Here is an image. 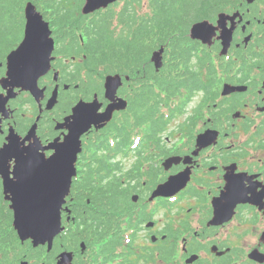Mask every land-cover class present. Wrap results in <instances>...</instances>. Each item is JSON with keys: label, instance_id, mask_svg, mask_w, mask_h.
I'll list each match as a JSON object with an SVG mask.
<instances>
[{"label": "flooded vegetation", "instance_id": "af4514ba", "mask_svg": "<svg viewBox=\"0 0 264 264\" xmlns=\"http://www.w3.org/2000/svg\"><path fill=\"white\" fill-rule=\"evenodd\" d=\"M129 1L135 6L134 0ZM121 3L118 0L96 14H118L121 10L114 9ZM55 5V0H44L49 16L58 13ZM69 5L70 15L76 14L75 1ZM222 12L228 15L226 26H233L227 55H220L219 29L211 45L191 42L200 47L183 67L179 102L184 103L169 108L159 99L156 106L171 117L156 134L151 119L137 129L127 123V118L142 117L143 93L149 92L150 82L136 77L147 79L152 73L136 72L134 59L129 69L118 63L114 73L123 78L118 95L128 100L129 107L115 112L105 127H92L83 134L79 157L108 161L101 168L100 186V196L106 199L82 203L68 197L65 233L51 249L21 250L25 254L14 264H59L65 250L72 253L71 264H264V0H224L223 9L209 19L215 26ZM76 27L52 25L55 60L39 80L43 95L17 89L16 98L0 114V148L11 132L23 145L35 139L42 146L62 141L70 134L67 124L73 122V108L80 101L97 99L100 112L109 104L106 75L86 66L90 41L81 40L80 48L71 32ZM150 56L147 53L146 60ZM56 73L59 77L54 80ZM75 73L80 77L70 80ZM6 74V59L0 58V95L9 89L1 84ZM56 87L58 103L48 108ZM196 94L200 96L196 112L167 139L163 137ZM136 137L140 143L134 147ZM40 152L49 157L54 150ZM122 156L134 158L128 169L117 162ZM170 158L176 161L169 163ZM173 176L177 178L170 184Z\"/></svg>", "mask_w": 264, "mask_h": 264}, {"label": "water", "instance_id": "95a60500", "mask_svg": "<svg viewBox=\"0 0 264 264\" xmlns=\"http://www.w3.org/2000/svg\"><path fill=\"white\" fill-rule=\"evenodd\" d=\"M114 1L116 0H86L82 13H92L107 7ZM25 12L27 19L25 37L19 47L8 55V78L10 79L5 80L4 85L30 90L38 97L43 94L37 84L38 77L44 74L50 65L49 57L53 49V39L48 36L49 42L45 48L34 56H29L23 61L14 57L13 54L20 50L28 38L32 18L40 16L43 19L30 2ZM43 21L48 25L50 35L49 24L44 19ZM209 26L208 21L195 23L191 27V37L209 42L214 33ZM229 34L230 31L228 33L225 29L223 30L221 37L225 43L229 39ZM226 47L223 50L224 53ZM163 52L164 47L153 52L152 61L157 69L162 66ZM121 84L122 79L119 75L107 76L106 96L111 103L103 113H98L99 108H97L95 116L91 119H83L82 116L91 110L89 106L97 105V103H79L74 109L73 122L67 124L70 134L66 135L63 141L56 139L49 146L42 147L37 139L29 145L25 143L23 145L19 138L14 136L9 138L10 143L0 151V177L4 180L5 197L11 201L10 208L14 213L13 225L22 241L32 239L35 246L47 242L51 246L54 238L63 230L62 208L66 197L70 194L72 178L76 175V162L80 151L79 135L87 131L94 123L110 120L115 110L124 109L127 106L126 100L116 97ZM14 95L10 93L7 97L0 96V109L4 102ZM55 100L54 95L49 101V107L53 106ZM40 149H54L55 152L52 156L46 157ZM10 156L16 158L13 171H10V165H8ZM41 204L46 210L38 220L34 209ZM68 257L69 254L64 253L60 263L63 264Z\"/></svg>", "mask_w": 264, "mask_h": 264}, {"label": "trees", "instance_id": "16d2710c", "mask_svg": "<svg viewBox=\"0 0 264 264\" xmlns=\"http://www.w3.org/2000/svg\"><path fill=\"white\" fill-rule=\"evenodd\" d=\"M8 3L9 0H2L4 3L3 12L8 11L11 7ZM11 1V0H10ZM12 2V1H11ZM72 0H56L55 8L60 12L56 20L59 25L75 24L82 25L83 17L70 16L72 10L68 8L69 3ZM137 4H140L141 0H136ZM152 13L151 16H144L141 19L138 16L137 10L132 11L130 7H126V10L121 12L118 16V21L122 27V31H117L113 26V15H107L105 17L95 18L90 23V28L87 30V35L90 36V52L91 55L87 59L86 64L89 67L93 65L102 64L108 68V71L112 70L114 66L113 57H124L131 59L137 58V64L141 65L142 50L144 48L145 41L150 40L152 42L151 49L156 48L159 44H167L171 51L168 62L170 65L177 67L183 61L189 62L192 56L190 51L188 53H181L180 49L186 41L188 28L191 23L197 19H201L204 16L211 14V11L217 8V0H150ZM1 12V11H0ZM140 19V21H138ZM80 77L79 73L71 75L69 78ZM169 84L166 89L170 93H176L179 89L180 82H177V78H170ZM153 92V91H152ZM151 114V118L156 117V108H147ZM160 116L156 119L154 127L155 134L163 129L164 121ZM141 123V120L139 121ZM102 168V167H101ZM101 168H97L101 170ZM93 170L90 168L87 170L86 183L84 186L89 188L96 187L99 190L93 180ZM95 191V194H92ZM89 191L93 200L97 199V191ZM87 192V191H86ZM12 213L9 208L2 202L0 192V264H5L3 261V252L5 253L7 244L11 243V234L14 231L12 227Z\"/></svg>", "mask_w": 264, "mask_h": 264}, {"label": "rangeland", "instance_id": "374dc122", "mask_svg": "<svg viewBox=\"0 0 264 264\" xmlns=\"http://www.w3.org/2000/svg\"><path fill=\"white\" fill-rule=\"evenodd\" d=\"M11 1L10 0L8 1L9 6L11 7L8 11L3 12V10H0L1 11L0 12V54L1 53L7 54L12 48L16 47L24 34L25 19L23 16H21L20 11H22V7L25 0H21L20 2H18V0H11ZM77 1L79 5L81 2L83 3L82 0H77ZM149 2L150 0H142V3H140V5L138 4L137 10L140 18L144 15L147 14L149 15L152 13V9L149 5ZM146 3H148L147 6ZM0 5L2 8L3 7L2 0H0ZM117 6L114 9L115 11L120 10L122 7L121 4L119 7ZM117 22H118L117 17H114L112 28L114 27L117 30H119V25H117ZM199 101H200V96L199 94H196L189 102L186 113L183 116L176 117L171 121L170 125H168L167 130L163 134V137L167 139L170 135L169 134L170 131H175L177 127L180 125V123L184 122V120L192 112H196L197 106L199 105L198 104ZM173 142L174 139L172 143ZM133 159L134 158H131L130 156H128L127 158L122 156L117 159V162H119L120 166H122L124 169H128L130 165L133 163Z\"/></svg>", "mask_w": 264, "mask_h": 264}, {"label": "snow or ice", "instance_id": "6c2138e0", "mask_svg": "<svg viewBox=\"0 0 264 264\" xmlns=\"http://www.w3.org/2000/svg\"><path fill=\"white\" fill-rule=\"evenodd\" d=\"M49 31L48 25L43 21L42 17L35 16L32 18L30 23V30L28 38L25 40L24 45L21 46L20 50L13 54L14 57L23 61L29 56H34L38 54L45 48V45L48 41ZM90 111L85 112L82 116L83 119H91L95 116L96 109L100 107V105L89 106ZM54 159V158H53ZM46 163H49L46 161ZM175 199V197H173ZM45 206L43 204L38 205L34 211L36 213V217L39 220L43 213L45 212Z\"/></svg>", "mask_w": 264, "mask_h": 264}]
</instances>
